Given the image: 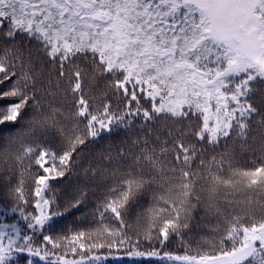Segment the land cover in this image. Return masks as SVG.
<instances>
[{
    "label": "snow or ice",
    "instance_id": "6c2138e0",
    "mask_svg": "<svg viewBox=\"0 0 264 264\" xmlns=\"http://www.w3.org/2000/svg\"><path fill=\"white\" fill-rule=\"evenodd\" d=\"M0 190V264H264V0H0Z\"/></svg>",
    "mask_w": 264,
    "mask_h": 264
},
{
    "label": "trees",
    "instance_id": "16d2710c",
    "mask_svg": "<svg viewBox=\"0 0 264 264\" xmlns=\"http://www.w3.org/2000/svg\"><path fill=\"white\" fill-rule=\"evenodd\" d=\"M124 139H125V136H124L123 132L113 133L111 135L105 134L96 144H90L88 146V148L86 149L85 154L87 155L89 153L96 152V151L101 150V149L106 150L110 145L112 146L113 149H115L116 147L120 146L121 141ZM78 182H80V181H78L75 176H70L65 181V184H69V183L76 184ZM3 197H4V193L2 190H0V204L5 203V200ZM80 215H83V213H81ZM12 219H14V217H9L8 218L9 222H11ZM73 219H79V216L70 217L67 220L63 221L62 223L67 224V225H71ZM21 223H23V222H21ZM194 231L200 232V231H202V228H200V229L194 228ZM24 262H25V258L21 257L17 261V264H24ZM38 264H39V262H38ZM108 264H130V262L126 261V260H123V261L122 260H109Z\"/></svg>",
    "mask_w": 264,
    "mask_h": 264
}]
</instances>
